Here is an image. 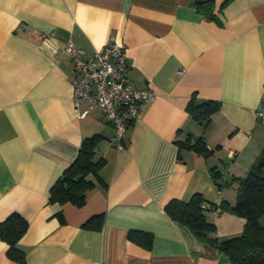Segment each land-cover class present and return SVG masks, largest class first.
Masks as SVG:
<instances>
[{
    "label": "crops",
    "instance_id": "1",
    "mask_svg": "<svg viewBox=\"0 0 264 264\" xmlns=\"http://www.w3.org/2000/svg\"><path fill=\"white\" fill-rule=\"evenodd\" d=\"M215 1L218 10L224 0ZM219 16L222 24L206 18L196 0H0V221L14 211L28 219L19 242L25 264H231L165 209L196 192L234 203L232 178L246 176L264 148L255 115L264 92V0H232ZM68 41L87 53L122 44L128 80L155 92L122 140L101 107L76 112ZM193 94L221 102L208 125L187 110ZM96 133L104 136L101 181L83 206L51 202L52 185ZM190 134L211 154L180 148ZM95 215L102 226L85 227ZM207 216L213 238L243 232V217ZM131 230L153 233V247L130 239ZM7 248L0 238V264H22Z\"/></svg>",
    "mask_w": 264,
    "mask_h": 264
},
{
    "label": "trees",
    "instance_id": "2",
    "mask_svg": "<svg viewBox=\"0 0 264 264\" xmlns=\"http://www.w3.org/2000/svg\"><path fill=\"white\" fill-rule=\"evenodd\" d=\"M232 0H224L216 10L215 0H196L198 12L206 18L222 24L219 14ZM221 102L217 100H198L193 94L187 104V110L198 122L205 121L208 125L214 113L218 112ZM104 138L99 133L83 139L75 160L64 170L50 189L51 202H71L77 206L86 203L88 192L95 187V178L101 181L100 169L106 160L96 155V149ZM180 148L195 150L206 156L212 150L208 148L203 137L193 140L191 134L184 141H179ZM212 177L222 187V175L215 167L211 168ZM231 183L237 184V197L234 203L223 200L220 204L212 203L199 192L189 201L173 198L165 205L166 211L176 220L184 223L198 238L211 239L220 251L225 253L231 264H264V148L255 160L247 175L233 177ZM220 208L243 217L245 221L243 232L224 240L213 238L217 231L214 222L208 219V212ZM62 217V216H61ZM103 215L91 217L85 227L100 228ZM62 221L63 217H62ZM29 227V221L20 212L10 213L0 221V238L8 244L7 256L19 263H26L25 250L19 242ZM129 238L138 241L147 248L154 244V234L146 231L131 230Z\"/></svg>",
    "mask_w": 264,
    "mask_h": 264
},
{
    "label": "built area",
    "instance_id": "3",
    "mask_svg": "<svg viewBox=\"0 0 264 264\" xmlns=\"http://www.w3.org/2000/svg\"><path fill=\"white\" fill-rule=\"evenodd\" d=\"M63 50L74 62L75 77L72 86L76 112L83 117L96 106L101 107L115 127L116 138L122 140L128 127L155 99V92L150 88H136L128 80L126 71L129 60L122 44L111 42L93 53H87L72 41H68ZM81 103L88 105L82 112L79 111ZM255 115L264 127V92ZM122 146L119 143V147ZM220 211L217 208L213 212Z\"/></svg>",
    "mask_w": 264,
    "mask_h": 264
},
{
    "label": "rangeland",
    "instance_id": "4",
    "mask_svg": "<svg viewBox=\"0 0 264 264\" xmlns=\"http://www.w3.org/2000/svg\"><path fill=\"white\" fill-rule=\"evenodd\" d=\"M247 175V174H246Z\"/></svg>",
    "mask_w": 264,
    "mask_h": 264
}]
</instances>
